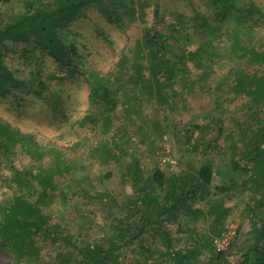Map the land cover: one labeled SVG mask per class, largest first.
<instances>
[{
  "label": "rangeland",
  "instance_id": "374dc122",
  "mask_svg": "<svg viewBox=\"0 0 264 264\" xmlns=\"http://www.w3.org/2000/svg\"><path fill=\"white\" fill-rule=\"evenodd\" d=\"M36 1L12 0L1 6L0 22L8 21L23 12L27 3ZM154 1L159 6L160 31L169 44L167 59L176 64L171 107L159 104L153 93L136 88L130 81L133 63L137 61L145 69L151 64L145 49L139 51L137 45L143 31L153 23L152 6L146 0H125L126 10L107 1L81 9L57 30L72 56L70 61H55L38 50L33 41L11 42L2 47L4 63L26 88L0 94V124L31 136L48 154L37 162L17 146L11 162H1L0 215L17 189L11 183V168L35 173L54 161V150L73 171L55 177L56 190L48 194L45 205H40L44 216L49 224L60 226L61 235H71L80 249L106 247L111 234L116 233L119 219L138 197L126 171L129 164L136 162L144 179L156 170L169 179L191 175L208 163L213 171L212 198L229 209V214L224 233L218 238L225 242L222 249L214 241L210 243L211 251L203 247L208 242L211 219L196 223L197 235L205 238L200 240L201 252L195 264H206L221 252L229 264H240L243 251L254 244L249 209L260 195L253 196L240 186L247 174L239 168L240 151L234 146L242 149L249 140L257 108L243 94H235L233 86L238 77L249 82L263 69L230 47L228 37L236 31L240 46L264 50V0H234L225 17L216 10L213 0ZM217 24L222 29L214 37L208 27ZM123 60L124 68L120 69ZM69 70L73 73L69 74ZM88 74L107 78L113 89L121 91L108 132L99 118L96 126L79 127L84 117L95 112L88 102L91 86L83 77ZM35 91L43 97L37 98ZM107 138H114L117 159L103 166L92 149ZM29 182L36 189L30 188L31 201H35L40 190L32 179ZM197 208L205 209V203L194 204L193 209ZM261 211L262 208L258 212ZM188 222V216L181 213L179 221L169 226L174 249L194 246L186 231ZM37 245L40 261L22 264L78 263L77 252L62 242L39 238ZM157 249L162 251L152 234L147 233L117 253L120 264H169ZM0 264H13L1 246Z\"/></svg>",
  "mask_w": 264,
  "mask_h": 264
},
{
  "label": "trees",
  "instance_id": "16d2710c",
  "mask_svg": "<svg viewBox=\"0 0 264 264\" xmlns=\"http://www.w3.org/2000/svg\"><path fill=\"white\" fill-rule=\"evenodd\" d=\"M11 1L0 0V7L7 6ZM102 1H107L124 10L128 6L125 0H37L27 3L23 12L12 16L8 21L4 23L1 21L0 94L15 88H26L24 81L16 78L14 72L3 61L1 49L6 43L33 41L38 50L55 61L61 62L62 59L70 61L72 56L58 36L57 30L73 20L81 9L91 4H101ZM146 1L152 6L153 23L143 31L144 34L137 40V45L139 51L142 48L145 49V56H150L151 64L145 69L139 62L133 63V75L130 81L136 88L153 93L159 104L171 107L176 64H172L167 59L169 44L160 31L159 6L154 0ZM233 1L213 0V3L216 10L225 17L233 8ZM208 29L215 37L222 28L220 24H217L209 26ZM228 39L231 40L230 47L241 51L242 55L248 57L250 63L263 69L260 76L253 75L249 82L242 76L238 77L233 86V92L243 94L257 108L253 114L256 124L254 130L250 132L249 140L242 149L234 146L240 151H238L241 160L239 168L245 170L247 174L240 186L253 193V196L260 195L254 206L249 209L250 235L254 238V244L243 251L240 264H264V50L240 46L236 31L232 32ZM124 63V60L121 61L120 69L124 68ZM71 73L73 70H69V74ZM83 77L91 86L88 102L90 109L95 112L84 117L79 122V127L86 129L88 126H96L97 121L102 119V128L108 132L111 126V115L119 105L121 91L113 89L107 78H100L95 74ZM34 94L37 98L43 97L41 92L35 91ZM113 139H103L92 149L103 166L117 159ZM17 146L37 162L48 154L47 150L35 144L31 136L22 135L17 130H9L8 127L0 124V164L2 161L11 162L10 158L15 154ZM51 153L54 161L46 168H38L35 173L28 169L18 171L11 166L13 171L11 183L17 189L10 201L1 208L0 246L10 255L13 264L38 263L40 248L37 240L39 238L54 243L62 242L65 247L77 252L76 256L79 257L77 264H120L117 252L121 247L133 245L147 233H151L155 243L162 248V251L158 252V249L156 251L160 256L166 257L169 264H195L201 252L200 240L205 238L197 235L196 223L211 219L209 234L206 236L208 242L203 244L206 245L203 246L205 250L211 251L210 243L224 233L229 209L212 198L215 195L212 193L213 171L208 163L201 165L191 175L166 179L161 171L156 170L151 177L144 179L138 164L132 162L126 167V171L130 174L132 186L137 188L138 197L126 210L125 215L119 219L116 233L111 234L106 247L95 245L80 249L71 235H61L60 226L49 224L40 207L46 204L48 194L56 190L55 177L68 175L73 171V167L59 152L51 150ZM234 165L238 166L236 162ZM31 179L40 190L35 201H31L30 197L31 189L36 190L29 182ZM215 191L223 192L221 188H215ZM63 197L65 198L64 195ZM98 198L102 199V196ZM197 203H205L206 208L193 209V205ZM260 208H262L261 213L258 212ZM181 213L189 218L186 231L193 241L192 248H173L169 226L179 221ZM59 258L61 259V255ZM206 264H229V262L221 252L214 258L210 257Z\"/></svg>",
  "mask_w": 264,
  "mask_h": 264
},
{
  "label": "built area",
  "instance_id": "2783aa9c",
  "mask_svg": "<svg viewBox=\"0 0 264 264\" xmlns=\"http://www.w3.org/2000/svg\"><path fill=\"white\" fill-rule=\"evenodd\" d=\"M225 242L224 241H221V239L219 240V239H215L214 240V244H215V246L217 247V248H219V249H222L223 247H222V245L224 244Z\"/></svg>",
  "mask_w": 264,
  "mask_h": 264
}]
</instances>
